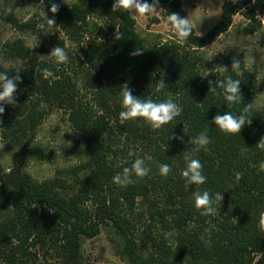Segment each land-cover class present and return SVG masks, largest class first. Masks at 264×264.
Returning a JSON list of instances; mask_svg holds the SVG:
<instances>
[{
    "label": "trees",
    "instance_id": "trees-1",
    "mask_svg": "<svg viewBox=\"0 0 264 264\" xmlns=\"http://www.w3.org/2000/svg\"><path fill=\"white\" fill-rule=\"evenodd\" d=\"M4 1L0 18L18 29L41 32L38 25L54 18L49 46L63 47L69 59L56 65L51 57L40 60L21 37L6 41L3 56L27 66L0 64V73L20 76L16 103L4 105L0 116L2 137L24 145L58 107L80 135L74 150L80 162L42 181L22 167L0 170V264H86L83 243L105 226L117 254L129 264H264V234L257 227L264 211V172L259 170L264 151L256 147L264 136V113L254 106L258 79L241 59H236L239 72L231 69L233 58L219 65L207 60L202 67L199 53L229 32L237 14L247 20L238 31L248 35L260 30L264 0H222L220 20L202 35L193 25L183 45L172 33L167 39L142 36L132 14L112 11L114 0H52L59 5L56 14L50 12L49 0H40L47 15L26 21L18 18L13 0ZM157 8L166 21L171 13L188 17L183 0H158ZM136 48L142 55L131 56ZM45 68L54 75L45 77ZM228 76L241 82L239 104L229 105L220 87L208 91L209 81L219 85ZM159 81L166 85L158 90ZM124 84L142 100L163 102L171 96L182 114L156 131L143 120L121 124ZM247 105L251 108L245 112ZM225 112L243 114L251 124L226 136L211 122ZM205 130L211 143L194 158L203 165L207 181L187 185L181 176L184 153L192 151V138ZM171 136H183V141ZM48 148L39 144L29 154L53 160L55 150ZM137 158L151 169L149 175L133 177L126 187L114 184L113 177ZM163 164L171 167L167 178L159 173ZM236 172L243 173L238 183ZM195 191H209L213 197L221 193V205H215L219 211L200 215Z\"/></svg>",
    "mask_w": 264,
    "mask_h": 264
},
{
    "label": "rangeland",
    "instance_id": "rangeland-1",
    "mask_svg": "<svg viewBox=\"0 0 264 264\" xmlns=\"http://www.w3.org/2000/svg\"><path fill=\"white\" fill-rule=\"evenodd\" d=\"M63 1L72 3L78 0ZM147 2L152 3V0ZM4 3V0H0L1 6ZM12 3L18 18L22 21L47 15L46 6L40 0H13ZM222 3V0H183V6L187 9L188 17L197 34H205L220 20ZM134 17L137 21V30L142 36L152 40L167 39L171 36L161 9L156 7L154 12L143 18ZM259 17L262 19L263 27L253 34L244 35L237 28H242L247 20L241 14L235 15L234 25L229 32L209 42L199 50V53L203 57L202 67H206L207 60H213L217 65L225 58L235 57L243 60L258 79L259 89L254 98V106L264 113V11ZM50 34H45L42 30L37 32L32 29H18L11 22L0 18V64L27 66L23 61H12L2 54L6 41L19 37L37 53L40 60L48 59L54 48L49 46ZM42 46L48 47V52H45ZM79 141L80 135L71 127L67 112L58 107L45 119L37 136L29 139L22 146H14L9 140L4 139L0 127V170L9 171L11 168L22 167L39 181L51 178L59 169L80 162L79 156L74 152ZM39 144L48 145L50 147L48 150H55L53 160L34 159L29 154V150ZM117 249L116 242L110 237L108 227L105 226L97 236L84 241L85 262L86 264H129L128 260L120 258Z\"/></svg>",
    "mask_w": 264,
    "mask_h": 264
},
{
    "label": "clouds",
    "instance_id": "clouds-1",
    "mask_svg": "<svg viewBox=\"0 0 264 264\" xmlns=\"http://www.w3.org/2000/svg\"><path fill=\"white\" fill-rule=\"evenodd\" d=\"M50 12L56 14L59 12V5L52 0H49ZM158 6V0H152V3L147 0H114L112 5V11L128 12L134 16L145 17L146 15L154 12ZM11 9H6V12H10ZM168 28L170 32L175 36L176 43L183 45L187 42L188 37L193 32V24L190 19L181 17L178 13H171L167 17ZM55 19H46V23L38 25L45 34L51 33V29L55 26ZM115 38L117 40L122 38V34L117 31ZM131 56L142 55L140 48H136L130 53ZM49 56L52 58L53 63L56 65L66 64L68 62V54L63 47L56 46L51 50ZM241 62L233 57L231 69L239 72ZM222 70L227 71L226 68L222 67ZM45 77H51L54 75L50 68L43 69ZM20 76L10 77L6 73H0V116L5 112L4 105H15L16 103V92ZM240 80H234L231 76H228L226 80L220 82L219 85L209 81V92L215 93L217 87H220L224 91V99L229 105L239 104L242 102V95L240 89ZM164 81L157 83L158 90L165 87ZM133 90L124 84L121 90V107L122 111L119 113L120 123L124 124L128 121L143 120L152 130H160L163 126L172 122L175 118L182 114V107L175 103L171 96L163 102H154L151 99L142 100L138 96L132 94ZM251 105H247L244 109L245 112L249 111ZM218 128V130L226 136H232L240 134L241 130L245 125L251 124V119L241 114L239 116L233 115L231 112H225L223 115L216 114L212 121ZM170 139H176L183 141V136L172 137ZM191 143L194 145L191 152L184 153V160L186 167L181 172V176L185 179L187 185H203L207 181V177L203 174V165L201 162L194 158L195 154L201 149L211 143L210 138L207 135V130L201 132L195 138H192ZM70 144V142H69ZM256 147L264 151V136L260 138ZM247 149H244L246 152ZM134 155L133 152H129V156ZM255 167V165H253ZM259 170L264 172V162L259 165ZM151 169L145 166L143 159L137 158L130 168L125 167L122 174H117L113 177V183L120 186L126 187L133 183V177L143 179L147 177ZM171 172V167L168 164L160 165L159 173L162 177L167 178ZM243 173H235V181L238 183L242 179ZM223 199V195L219 192L215 193L214 197L209 191H195L193 192V202L195 209L202 216L215 215L219 209L215 206L217 202ZM36 207V204L35 206ZM258 230L264 234V211L260 212L258 220Z\"/></svg>",
    "mask_w": 264,
    "mask_h": 264
}]
</instances>
